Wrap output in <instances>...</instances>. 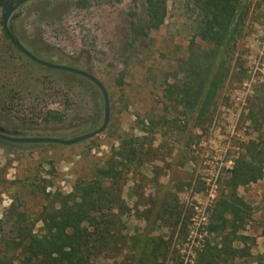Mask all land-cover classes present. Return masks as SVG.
Masks as SVG:
<instances>
[{
	"label": "rangeland",
	"instance_id": "obj_1",
	"mask_svg": "<svg viewBox=\"0 0 264 264\" xmlns=\"http://www.w3.org/2000/svg\"><path fill=\"white\" fill-rule=\"evenodd\" d=\"M2 7L0 1V92L14 96L0 104L4 133L67 139L100 128L105 102L97 85L21 52L5 33ZM238 15L229 77L210 121L199 127L195 114L188 119L167 109L165 97L166 87L180 83L192 50L208 47L197 35L200 13L191 0H167L164 22L147 34L137 30L148 23L147 0H26L12 14L10 28L36 57L98 77L111 112L104 132L72 145L0 138V256L16 236L19 213L37 221L57 193L93 178L124 138L135 137L140 157L122 182L120 221L109 225L93 264H195L209 243L224 245L208 231L211 212L264 113V0H240ZM238 192L251 215L243 229L224 232L255 241H235L242 257L222 254L220 264H264V177ZM43 229L38 220L35 231ZM16 256L10 249L7 258Z\"/></svg>",
	"mask_w": 264,
	"mask_h": 264
},
{
	"label": "trees",
	"instance_id": "obj_2",
	"mask_svg": "<svg viewBox=\"0 0 264 264\" xmlns=\"http://www.w3.org/2000/svg\"><path fill=\"white\" fill-rule=\"evenodd\" d=\"M0 1L14 3L16 0ZM191 1L200 13L197 35L208 47L192 50L186 60L187 66H180L179 71L183 73L180 83L174 82L166 87L165 97L169 104L167 109L174 108L188 119L195 114L196 124L204 127L210 121L217 96L229 77L242 17L237 16L240 0ZM147 11L148 23L146 27L137 28L139 34H147L149 29L158 28L164 22L167 0H147ZM10 30L15 35L13 29ZM13 98V94L9 96L0 92L1 105H5L7 100L12 102ZM261 124H264V113L256 123L260 132L255 139L240 147L225 180L226 189L211 212L208 231L222 236L224 247L209 243L200 250L195 264H220L222 254L227 259H237L243 254L233 243L237 240L248 243L249 240L253 244L255 241L248 235L234 239L224 231L227 228L243 229L251 215V207L239 195L238 189L264 177V133ZM139 139L124 138L108 164L98 167L93 178L77 181L68 194L57 193L50 210L41 211L38 220L44 223L42 232L35 231L38 220L29 223L24 212L19 213L14 220L16 236L12 242L4 243L2 251L5 256H0V264H93V256L108 238L109 225L119 224L118 211L124 203L122 182L125 173L140 157L141 144L135 142ZM13 208L12 204L6 214ZM108 216L111 218L108 219ZM10 249L16 253V258H7Z\"/></svg>",
	"mask_w": 264,
	"mask_h": 264
},
{
	"label": "water",
	"instance_id": "obj_3",
	"mask_svg": "<svg viewBox=\"0 0 264 264\" xmlns=\"http://www.w3.org/2000/svg\"><path fill=\"white\" fill-rule=\"evenodd\" d=\"M26 0H16L14 3L10 2H4L3 7H2V23H3V28L5 30L6 35L10 39V41L24 54H26L28 57L33 59L34 61L47 66L49 68H54V69H59V70H65L69 72H73L76 74H79L81 76H84L91 80L94 84L97 85V87L101 90L103 97H104V102H105V116H104V122L102 126L94 131H91L86 134H82L73 138H57V137H43V136H34V137H18V136H11L6 133H4V129L0 128V138L5 139L8 141L16 142V143H59V144H64V145H72L76 144L82 141H85L87 139H90L102 132L105 131L107 128L109 121H110V112H111V107H110V97L108 90L106 86L103 84V82L96 77L94 74L69 65H64V64H57L53 62H49L43 59H40L36 57L34 54H32L27 48H25L21 42L18 40V38L11 32L10 26H9V21L12 16V14L25 2Z\"/></svg>",
	"mask_w": 264,
	"mask_h": 264
}]
</instances>
